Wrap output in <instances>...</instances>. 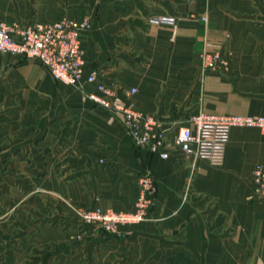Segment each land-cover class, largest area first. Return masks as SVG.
<instances>
[{
  "label": "crops",
  "instance_id": "1",
  "mask_svg": "<svg viewBox=\"0 0 264 264\" xmlns=\"http://www.w3.org/2000/svg\"><path fill=\"white\" fill-rule=\"evenodd\" d=\"M157 16L175 24L148 22ZM61 20L90 24L80 34L85 73L165 128L191 126L201 112L264 118V0H0V21L8 25ZM203 51L219 52L227 70L202 72ZM0 83L27 98L14 120L24 113L31 135L43 130V192L128 212L139 176L152 175L147 218L120 226L118 235L94 234L84 252L94 264H264V200L252 183L253 168L264 167V128H232L220 166L185 158L178 148L163 160L135 148L116 116L83 98L96 92L93 85H62L35 61L1 53ZM43 231L1 233L0 264H70L69 249L41 243L49 239Z\"/></svg>",
  "mask_w": 264,
  "mask_h": 264
},
{
  "label": "built area",
  "instance_id": "2",
  "mask_svg": "<svg viewBox=\"0 0 264 264\" xmlns=\"http://www.w3.org/2000/svg\"><path fill=\"white\" fill-rule=\"evenodd\" d=\"M148 22L156 26H172L175 18L157 16L151 17ZM89 28L88 20L80 23L61 20L23 27L0 21V53L35 61L55 82L66 86L82 89L86 84L93 85L96 92H84L83 98L116 116L135 148L163 160L168 159L171 149L178 148L185 158L206 160L211 166H220L232 128H264V118L215 117L202 112L189 119L191 126L163 127L153 116L139 112L130 103L119 101L115 87L100 83L96 73H85L80 34ZM200 66L202 72H224L228 63L217 51H203ZM134 93L135 90L128 92L129 95ZM252 183L254 195L264 200L263 166L253 168ZM138 185L139 194L131 211L117 212L100 207L73 210L82 224L115 233L120 226L143 222L154 205L156 187L150 172L145 171L139 176Z\"/></svg>",
  "mask_w": 264,
  "mask_h": 264
},
{
  "label": "rangeland",
  "instance_id": "3",
  "mask_svg": "<svg viewBox=\"0 0 264 264\" xmlns=\"http://www.w3.org/2000/svg\"><path fill=\"white\" fill-rule=\"evenodd\" d=\"M190 19H194V16ZM201 21L207 22L205 18ZM7 86L8 83L6 87L0 83V126L3 124L6 128L5 137L0 136V234H12L20 229L29 237L46 228L47 231L43 233L49 239L46 242L39 240V243H47L51 250L55 247L69 249L70 264H94V257H84L85 250L93 248L90 245L92 236L118 235L120 227L115 233H110L86 226L73 210L84 207L63 203L42 191L46 177L42 150L46 144L38 143L43 142L45 136L42 129L38 130L37 137L31 135L32 131L25 127L29 122L27 117L24 118V113H21V121L14 120V112L27 105V98L15 96L10 91L12 85ZM62 231H69V237L56 235ZM9 244H13L12 239Z\"/></svg>",
  "mask_w": 264,
  "mask_h": 264
}]
</instances>
